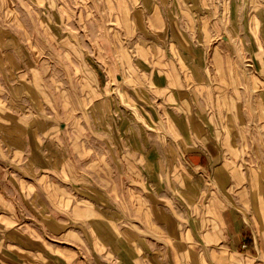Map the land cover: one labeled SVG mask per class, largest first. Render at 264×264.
Here are the masks:
<instances>
[{
    "label": "rangeland",
    "instance_id": "rangeland-1",
    "mask_svg": "<svg viewBox=\"0 0 264 264\" xmlns=\"http://www.w3.org/2000/svg\"><path fill=\"white\" fill-rule=\"evenodd\" d=\"M194 151L230 162L240 207L242 173L264 170V0H0L21 261L189 264L196 192H225Z\"/></svg>",
    "mask_w": 264,
    "mask_h": 264
},
{
    "label": "crops",
    "instance_id": "crops-1",
    "mask_svg": "<svg viewBox=\"0 0 264 264\" xmlns=\"http://www.w3.org/2000/svg\"><path fill=\"white\" fill-rule=\"evenodd\" d=\"M193 156L200 177L209 172L212 177L208 179L221 184L225 192H196L200 202L205 198L195 207L200 213L195 219L199 227L194 237H178L177 244L187 250L180 259L189 264H219L221 260L226 264H264V170L242 173L241 205L229 207L227 198L232 195L227 186L235 176L231 169L228 172L230 162L220 161L212 153L194 151ZM15 224L10 204L0 193V264H25L21 261V228Z\"/></svg>",
    "mask_w": 264,
    "mask_h": 264
}]
</instances>
